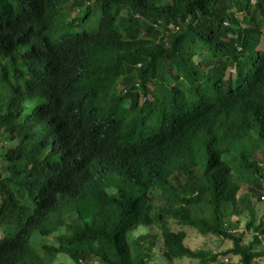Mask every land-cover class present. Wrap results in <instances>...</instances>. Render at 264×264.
Returning a JSON list of instances; mask_svg holds the SVG:
<instances>
[{
	"label": "trees",
	"instance_id": "16d2710c",
	"mask_svg": "<svg viewBox=\"0 0 264 264\" xmlns=\"http://www.w3.org/2000/svg\"><path fill=\"white\" fill-rule=\"evenodd\" d=\"M262 40L264 0H0V226L16 227L0 264H53L34 254V232L75 263L150 264L129 234L153 225L167 261L257 264V194L226 179L264 190ZM242 143L237 168L219 162L215 149ZM195 146L208 153L199 187L181 171L172 186ZM233 215L250 235L230 232ZM171 218L231 247L192 251Z\"/></svg>",
	"mask_w": 264,
	"mask_h": 264
},
{
	"label": "rangeland",
	"instance_id": "374dc122",
	"mask_svg": "<svg viewBox=\"0 0 264 264\" xmlns=\"http://www.w3.org/2000/svg\"><path fill=\"white\" fill-rule=\"evenodd\" d=\"M263 49H264V40H262L257 50H263ZM230 75H231V78L234 77V70H232ZM33 104L29 103L27 106L30 107ZM198 152H199L198 154V157H199L201 151L198 150ZM0 154H1V151H0ZM255 158L257 159L258 162L261 161L260 155L258 153L255 154ZM232 181H236V180L233 179ZM245 191H246L245 187L241 185V194L245 193ZM252 202L254 205V209L256 211L257 221H261L264 223V203H259L256 199L253 200ZM207 218L208 219L210 218V212L207 213ZM245 218H246L245 215L232 216L231 222L229 225L230 232L234 234H241L242 232H245L246 235L247 234L250 235V232H247L244 228V225L247 222ZM240 221L242 223H240ZM169 229L172 232H180V231L185 232L187 235V238L184 241V245L192 251L201 250L203 252H210L213 254H217L231 247L230 243L221 240V238H217L212 235H207V236L201 235L197 233L196 231L189 230L188 228H185V227L176 226L173 223L169 224ZM143 230L144 228L142 227L138 228V231H143ZM15 232H16V227L14 226H0V238L5 236L6 234H11ZM148 232L158 236V231L156 229H152ZM61 233L65 234L64 232H61ZM131 235L134 236L135 232H133ZM130 240H132V238H130ZM262 242H263V247H264V237H262ZM29 243H30V246L33 252L38 256L40 260L44 262H46L49 258H53V255H51L50 251L46 250L45 248H53V249L57 248L54 237H42V236H39L36 232H34L31 235ZM162 254H163V248L161 246V241L160 239H157L155 241V249L153 250L151 254L150 264H199L197 261H192L188 259L167 261L166 259L163 258ZM53 261L54 262L57 261L55 264L57 263L74 264L67 256L62 255V254H59L57 255V257H54ZM218 261H219L218 264H240L238 259L231 258V257L230 258L229 257H219ZM257 264H264V257L259 259Z\"/></svg>",
	"mask_w": 264,
	"mask_h": 264
},
{
	"label": "clouds",
	"instance_id": "9594fccd",
	"mask_svg": "<svg viewBox=\"0 0 264 264\" xmlns=\"http://www.w3.org/2000/svg\"><path fill=\"white\" fill-rule=\"evenodd\" d=\"M212 131H214L217 135L225 136L226 138L227 137L230 138V136H231V132H229L226 127L221 126V123L220 122L214 125V128L212 129ZM256 136L258 137L257 134H256ZM260 142H261L260 148L264 147L263 140H260ZM248 148L249 147L246 144H243L242 143L237 148H232L231 151H229L228 153H225L226 151H224V150H222L220 148L215 149L214 151L218 152V154H219V157H218L219 162L222 163V164H224L228 169H231V168H234V167L235 168L238 167L239 162H240V155H241V153L243 151L247 150ZM250 150H251L250 160H254L258 164V166L261 167L262 158H261L260 152L257 151V150H255V149H253V148H250ZM193 151H194V155L192 157H190V158H183V159H180L179 161H177L176 168H175L176 171H177L175 173V178L177 179V181L172 186L181 187L184 184L183 182H179V177H180L181 174H179L178 171H181L182 174H183L181 176L187 181V183H190L193 186L199 187V185L197 184V179L201 180L200 171L203 168H206V165H207V162H208V153H206V155H204V149L203 150H200L201 152H200V158H199L198 157L199 152H198L196 146L194 147ZM256 153H258L260 155V158H261V161L260 162H258L257 159L255 158V154ZM225 179H226V175H225ZM233 179H235L237 182L236 181H232ZM226 180L227 181H230L231 183H233L235 185H238V187H239V193H238L239 196L244 195V194H247L249 192H256L257 196L254 197L253 200L256 199L259 203H264V190L262 192H259V190H256L254 188V186H251V185H248L245 182H242L234 174H230L229 179H226ZM259 182L263 184L262 189H264V179L262 180V179L259 178L258 179V183ZM241 185H243L245 187V189H246L245 193H243V194H241ZM195 195H196V193L193 194V196H195ZM187 196H189V194ZM193 203L194 202L188 203V204H193ZM178 206L179 205H175L173 208H177ZM193 206L194 205L189 206L187 208L189 209V208H192ZM233 216H236V215H233ZM231 218H232V216H231ZM170 223H173V224H175L176 226H179V227L188 228L189 230H192V229L190 227L178 225V223L176 222V220L173 219V218H171L170 220H168V232L174 233V234H184V236H185L184 241H185V239L187 238L186 233L183 232V231H180V232H172V231H170V229H169V224ZM139 227L144 228V230L143 231H138V228ZM152 229H156L158 231V236L155 235V234H151V233L148 232V231H150ZM192 231H195V230H192ZM133 232H135V235L134 236L131 235ZM164 232H165V230L164 229H161V227H159L158 225H153L151 227L138 226L135 229V231H132L129 234V240H130V238H132V240H130V241H134L135 238L143 237L146 240L145 246L147 247V250H149V249L154 250L155 249V241L157 239H160L161 246L163 245V243H164ZM45 249L49 251L50 248H45ZM51 255H53V258H49L48 260L52 261V263L55 264L57 261L54 262L53 259H54V257H57V255H59V254H51ZM65 256H67V255H65ZM67 257L74 264H96L97 263V260L95 258H93V257H91L88 260L79 259L77 263H75L69 256H67ZM40 261H42V260H40ZM42 262L43 263H46L44 261H42ZM57 264H61V263H57Z\"/></svg>",
	"mask_w": 264,
	"mask_h": 264
}]
</instances>
